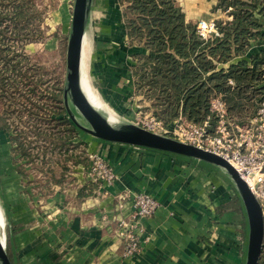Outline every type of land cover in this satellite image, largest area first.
Masks as SVG:
<instances>
[{
	"label": "crops",
	"instance_id": "obj_1",
	"mask_svg": "<svg viewBox=\"0 0 264 264\" xmlns=\"http://www.w3.org/2000/svg\"><path fill=\"white\" fill-rule=\"evenodd\" d=\"M74 3L63 0L58 5L54 13L58 32L40 43L45 49L63 53ZM177 4L187 22L232 20L227 12L216 10L218 0H177ZM124 13L118 0H94L86 37L99 20L98 41L105 44L102 54L108 68L118 73L114 82L118 114L134 123L133 117L144 112L139 108L150 106L137 90L135 75L139 57L149 52L131 44ZM260 21L264 33V17ZM263 50L264 40L252 42L250 57ZM87 143V153L102 155L114 168V186L90 182L79 165L68 180L59 181L50 191L32 192L21 186V176L3 178L0 171L5 235L15 264L245 263L247 216L236 200V189L219 169L199 160L96 138H88ZM3 158L0 155V168ZM123 190L148 194L160 204L154 215L143 220L142 249L134 258L124 256L125 243L118 235L116 220L132 211L115 209L116 195Z\"/></svg>",
	"mask_w": 264,
	"mask_h": 264
},
{
	"label": "trees",
	"instance_id": "obj_2",
	"mask_svg": "<svg viewBox=\"0 0 264 264\" xmlns=\"http://www.w3.org/2000/svg\"><path fill=\"white\" fill-rule=\"evenodd\" d=\"M118 2L124 7L131 44L142 45L149 52L139 57L135 73L137 90L150 104L144 111H152L165 127L182 119L202 124L210 114L211 100L221 96L231 117L238 118L241 124L256 116L264 95V50L251 57L250 51L252 42L264 40L260 21L264 17V0H218L216 10L227 12L232 20L217 21L219 36L208 40L199 35L197 24L186 21L177 0ZM1 5L12 10L0 13V28L4 20H10L15 35L21 38L31 21V2L0 0ZM7 31V27L0 30V58L8 59L9 66L11 62L26 61L5 42ZM4 81L7 79L0 71V86L5 85ZM62 95L63 92L55 93L54 100L63 101ZM64 115L55 122L67 126L71 133L78 130L65 104L58 112L59 117ZM7 129L6 124L0 126L1 133ZM18 147L25 151L21 142ZM85 163L78 160L74 165ZM236 200L242 205L238 194ZM259 264H264V247Z\"/></svg>",
	"mask_w": 264,
	"mask_h": 264
},
{
	"label": "rangeland",
	"instance_id": "obj_3",
	"mask_svg": "<svg viewBox=\"0 0 264 264\" xmlns=\"http://www.w3.org/2000/svg\"><path fill=\"white\" fill-rule=\"evenodd\" d=\"M62 1L26 0L31 2L33 10L30 11L31 21L27 29L21 32V38L15 35L10 20H4L0 28L2 30L7 27L9 32L5 33V42L13 45L15 55L21 54L26 59L22 60V63L11 62L9 66L8 59L0 58V71L2 77L7 79L4 81L5 85L0 86V126L6 124L8 128L5 133L0 132V142L4 141L3 147L0 148V155L4 156L0 171L3 178L10 174L21 176V186L29 187L32 192L45 193L60 184L59 181L68 180L67 176L70 177L72 170L78 166L74 165L78 160L86 162V166L89 149L87 140L93 138L79 128L71 133L67 131V126L55 122L58 118L66 117L58 116V112L63 110L64 100L55 101L54 94L64 93L67 86L68 41L66 40L63 46V53L51 51L47 47L45 49L40 43L52 37L51 32H58L54 13ZM11 10L12 8H5V5L0 6V13H8ZM24 25L25 23H22V26ZM100 29L99 20L95 19L88 35L89 39L87 37L90 45V84L85 92L89 99L95 96L120 119L119 105L115 104L118 94L114 86L118 73L108 68L107 60L102 54L105 44L98 41ZM140 110L144 111L139 108L138 111ZM151 112H138L133 117L134 124L142 127L151 125V120L155 117ZM174 126L171 125L169 129L173 130ZM169 136L173 137V134ZM19 142L23 144L25 151H19ZM2 207L0 201L3 214ZM6 230L5 219L3 230L0 232L6 233ZM5 244L8 250L7 238Z\"/></svg>",
	"mask_w": 264,
	"mask_h": 264
},
{
	"label": "built area",
	"instance_id": "obj_4",
	"mask_svg": "<svg viewBox=\"0 0 264 264\" xmlns=\"http://www.w3.org/2000/svg\"><path fill=\"white\" fill-rule=\"evenodd\" d=\"M197 29L205 40L219 36L216 22L201 20L197 24ZM151 122V125L143 127L165 136L173 134L172 138L180 142L194 145L226 159L247 181L264 207V95L256 116L247 124H241L238 119L231 117L228 106L221 96L211 100L210 114L202 124L182 119L177 121L171 130L155 117ZM87 155L88 164L81 165L84 166L87 179L99 186H114L117 176L107 159L98 153ZM116 201L115 209L118 213L128 208L132 210L129 216L116 221L119 223L118 235L125 243L124 256L134 258L142 249L140 234L143 220L154 215L160 204L148 194L134 193L131 190L119 192ZM3 239L6 243L5 232Z\"/></svg>",
	"mask_w": 264,
	"mask_h": 264
},
{
	"label": "water",
	"instance_id": "obj_5",
	"mask_svg": "<svg viewBox=\"0 0 264 264\" xmlns=\"http://www.w3.org/2000/svg\"><path fill=\"white\" fill-rule=\"evenodd\" d=\"M93 2L94 0H75L74 3L66 53L67 86L64 91V104L71 121L83 132L105 142L191 158L219 169L236 189L247 216L249 233L245 264H259L264 247V207L232 164L217 154L152 132L137 124L120 119L112 123L107 113L100 112L89 101L83 88L82 60ZM0 264H13L1 232Z\"/></svg>",
	"mask_w": 264,
	"mask_h": 264
},
{
	"label": "bare ground",
	"instance_id": "obj_6",
	"mask_svg": "<svg viewBox=\"0 0 264 264\" xmlns=\"http://www.w3.org/2000/svg\"><path fill=\"white\" fill-rule=\"evenodd\" d=\"M88 39H89V37H88ZM88 39H87V37L85 39L83 60H82V82H83L84 90L88 89L89 84H90L89 71H88V63L90 60V45H89ZM89 101L100 112H106L110 117V120H111L110 122H112V121L115 122L117 117L115 116L114 112L110 111V109L107 108V106L104 103L102 104L101 102H99L95 96L91 97V99H89ZM3 226H4V217H3V214L0 210V230H3Z\"/></svg>",
	"mask_w": 264,
	"mask_h": 264
}]
</instances>
